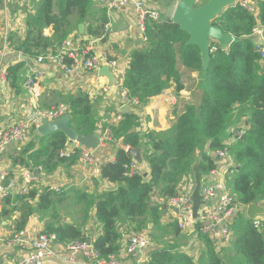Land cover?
<instances>
[{
	"label": "trees",
	"instance_id": "1",
	"mask_svg": "<svg viewBox=\"0 0 264 264\" xmlns=\"http://www.w3.org/2000/svg\"><path fill=\"white\" fill-rule=\"evenodd\" d=\"M207 1L203 0L202 4ZM253 5L257 16L236 3L216 17L213 23L232 35L234 41L228 46L212 42L206 69L199 47L186 45L188 33L173 22L168 6L167 13L163 12L159 20H147L146 39L140 48L130 53L122 90L140 103L171 85L178 92L188 87L194 97L176 112L172 132L143 133L139 131V117L128 112L110 127L115 158L103 162L101 175L117 187L95 198L79 194L85 203L86 215L95 205V220L101 232L91 240L101 259L118 257L125 234L164 226L162 214L169 200L178 193L181 182L193 173L196 162H200L202 175L215 167L211 152L225 147L223 141L233 123L242 121V125L247 123V126L243 136L231 146L237 168L228 180L229 189L241 205L264 202V63L253 36L257 26L264 30V0H256ZM91 7V0H42L37 14L28 18L26 38L15 49L36 59L55 54L76 26L72 24L71 15L77 12L78 23H81ZM107 22L108 18L104 17L102 25L89 29V34L96 38L103 36ZM49 26L54 27V34L47 37L43 31ZM71 61L64 56L65 64ZM18 71L19 66L9 69L13 85ZM93 101L86 93L66 100L70 125L78 134L88 135L98 128ZM68 142L61 131L44 136L41 145L27 156L30 166H41L45 173L52 174L67 161L75 163L80 149L75 147L72 152H66ZM117 142H121V146ZM128 147L140 149L143 161L148 164V173L141 170L130 173L134 158L127 152ZM63 152L69 155H62ZM198 152L200 159L196 158ZM65 198L66 192L33 182L27 193L9 194L4 198L0 217L11 218L20 212L14 220V234L25 231L32 214L38 213L46 221L42 232L55 234L59 243L90 239L81 225L58 221V204ZM231 225L235 236L225 256L221 254L224 252L221 242L203 232L199 224L197 234L204 246L199 260L188 252L178 251L179 242L174 240L150 246V259L145 264H264V229L242 212L236 214ZM173 229L176 236L184 232L177 222Z\"/></svg>",
	"mask_w": 264,
	"mask_h": 264
},
{
	"label": "crops",
	"instance_id": "2",
	"mask_svg": "<svg viewBox=\"0 0 264 264\" xmlns=\"http://www.w3.org/2000/svg\"><path fill=\"white\" fill-rule=\"evenodd\" d=\"M92 9L89 10L87 18L78 23V14L75 12L71 15L72 24L76 25L69 36L58 46L55 54H48L52 58L38 61L35 57H29L30 61L20 59L21 52L7 49L4 45L10 42L13 48L24 41L28 30V18L36 15L42 0H1L0 1V47L5 48L6 54L0 66V125L12 126L16 123L28 119L30 113L36 110L48 109L51 107H63L68 111V100L71 96H78L81 93L88 94L94 99L98 115V128L95 132L99 133L104 128H110L121 120L124 104L121 102V85L124 80L125 70L129 63L130 53L143 45V35L139 28L136 14V5L134 3L120 10L108 9L105 0H91ZM147 6L154 9H163L159 0H141ZM199 0H197L198 2ZM256 1V0H253ZM169 2V0L167 1ZM175 0L168 4L171 7L172 14L175 8ZM164 10V9H163ZM104 17L108 18L110 29L108 35L103 38H96L89 34V29L95 30L104 22ZM83 24V31L79 29V25ZM90 27V28H89ZM44 35L50 37L54 34V27L49 26L44 29ZM258 42L259 37L254 36ZM87 49L89 52L97 54H106L110 59L116 62V67L111 68L115 74V85L111 86L109 80L101 76L98 70H76L66 73L60 68V59L56 56H67L70 52H80ZM51 51V52H55ZM104 65V64H103ZM19 66V71L15 85L13 78L9 74V69ZM38 72L41 76L36 83L31 86L26 85V79L34 72ZM194 76L196 74L194 73ZM107 87V89H105ZM194 96L192 91L186 87L178 92L171 85L161 94L152 97L145 103L126 105L131 112L139 117V131L146 133L156 131L161 133L172 132L176 120V112L180 110L181 105L185 101L192 100ZM37 128H33L29 137L20 143H10L0 153V173L8 172L5 182L0 181V187L6 185L12 180L16 183L15 192L20 191L23 187V176L27 169H33L27 159L28 154L38 148L43 142ZM121 146V142H117ZM76 147L73 142H68L66 152H72ZM208 153L209 147L205 148ZM116 148L111 145L101 147L96 151L98 163H86L80 160L75 163L70 161L58 166L52 173L47 174L42 170L43 178H37L36 183L46 185L61 192H66L67 199L71 201L70 211H61L58 221L77 223L82 226L90 239L97 237L101 228L95 220V205L90 209L88 215H84V211H80L85 203L79 194L86 193L90 197L115 190L117 184L111 183L104 179L101 175V166L103 161L110 162L115 158ZM198 154V153H197ZM138 169L143 172H149L147 162H138ZM186 180V179H185ZM190 183L181 182V189L188 190ZM14 195L16 193H13ZM81 203V204H79ZM264 205V202H262ZM35 205V203H32ZM168 206V205H167ZM80 207L78 211L74 208ZM165 214V215H164ZM177 211L170 210L168 207L163 212L161 222L166 224L177 221ZM246 215V213H245ZM20 216V212H16L11 218L0 217V264H22L23 258L30 249L29 241L32 237L45 230V220L40 214H32L25 231H23V243H11L8 241L13 239L14 220ZM247 217V215H246ZM82 218L81 220H79ZM85 218V220H84ZM235 217L229 218L231 224ZM248 218V217H247ZM264 221V215L257 217ZM76 220V221H75ZM48 221V220H47ZM231 230V229H230ZM192 229L181 233L182 236H188L181 247L188 246L190 254L199 260L202 254L203 244L200 239L191 233ZM129 236L124 237L121 241V249L118 258L121 264H145L149 261L150 248L139 249L135 253H129L127 246ZM223 245H221V248ZM85 258L80 252L69 250L65 244L58 245L55 256L44 264H86Z\"/></svg>",
	"mask_w": 264,
	"mask_h": 264
},
{
	"label": "built area",
	"instance_id": "3",
	"mask_svg": "<svg viewBox=\"0 0 264 264\" xmlns=\"http://www.w3.org/2000/svg\"><path fill=\"white\" fill-rule=\"evenodd\" d=\"M108 9L120 10L124 7L134 3L136 5V14L139 23V28L142 33L143 40L145 37V29L147 20L157 21L161 18V14L164 12L163 9H154L147 6L141 0H105ZM245 8L249 9L253 14L257 16V10L255 9L253 0H238ZM110 22L108 21L104 26V34L99 37L103 38L108 35L110 29ZM253 36H258L257 50L260 52L263 63H264V30L257 26L253 30ZM9 50L17 51L13 48L10 42H6L4 45ZM214 50V48H212ZM6 50L0 47V66L3 62ZM72 59L71 63L65 64L63 62L64 57L56 56L60 59V68L66 73H70L76 70H98L103 64L109 65L111 68L116 67V62L110 59L106 54H97L89 52L84 49L78 53L70 52L67 55ZM53 56L47 55L45 57L40 56L37 58L38 61H43ZM41 76L37 71L33 75H29L26 79V85H34L37 79ZM107 89V87L105 88ZM121 102L124 105L129 104H140L137 98H131L127 95L126 91L121 88ZM67 109L63 107H51L43 110H36L30 113L27 120L16 123L12 126H1L0 125V153L10 143H20L25 141L33 128H38L45 120L53 121L54 119L61 117L67 113ZM245 121V120H244ZM243 121V122H244ZM245 126V125H244ZM242 121L233 123L229 128V135L223 141L225 147L211 152V156L215 161V167L202 175V189L201 195L204 201L202 204L199 217L195 219L192 215V202L190 195L192 189L178 191L176 196L169 200L168 207L170 210H176L177 224L182 231L192 229L191 233H194L198 237L197 227L200 224L201 230L205 233H209L218 243L221 240L228 238L230 232L229 220L230 215H235L238 212L245 211L247 205H241L237 202L236 198L232 195L228 180L234 175L237 163L231 153V146L243 136L244 130ZM246 128V126H245ZM243 130V132L241 131ZM101 146L111 145L114 142V136L111 128H104L98 133ZM76 148L80 149V160L86 163H98L99 159L96 156V151L86 149L80 144L75 143ZM62 155H69L63 152ZM105 162V161H103ZM138 162L134 160L130 165L131 172H139ZM42 172V167H36ZM34 169H27L23 176V187L20 191L15 192L16 183L12 180L8 181L6 185L0 187V211L3 207L4 198L13 193H27L33 186V182L36 181L37 177L34 174ZM8 177V172L3 171L0 173V181L5 182ZM259 204L263 205L262 202ZM264 206V205H263ZM260 216V215H259ZM258 217V216H257ZM253 219L254 224L257 227L263 228L264 221L258 218ZM129 236V243L127 251L129 253H135L139 249L150 248L151 237L150 232L146 229L139 231H133L131 234H125ZM23 232L14 235L13 239L8 241L11 243H23ZM30 249L23 258L22 264H44L45 261L50 260L55 256L57 246L62 245L56 240V236L53 233L40 232L36 236L32 237L29 241ZM66 247L73 252H80L83 254L86 264H121L119 258L116 256H110L104 259L99 257L92 240L88 239L85 241H76L65 244ZM185 252H188L190 248L185 246L182 248ZM190 252V251H189ZM188 252V253H189ZM190 254V253H189Z\"/></svg>",
	"mask_w": 264,
	"mask_h": 264
},
{
	"label": "water",
	"instance_id": "4",
	"mask_svg": "<svg viewBox=\"0 0 264 264\" xmlns=\"http://www.w3.org/2000/svg\"><path fill=\"white\" fill-rule=\"evenodd\" d=\"M238 0H208L202 5L197 4V0H179L174 8L172 20L178 24L183 31L188 33L189 39L186 45H196L199 47L203 60V68L206 69L211 55V44L217 42L219 45L228 46L234 41V37L225 33L221 26L213 22L228 7L235 5ZM84 25L80 24L79 29L83 31ZM105 40V37L103 38ZM20 59L30 61L25 54H20ZM99 74L109 80L111 86L115 85V74L107 64L99 68ZM125 112L131 110L124 105L122 108ZM71 115L65 113L53 121L45 120L38 128V132L47 136L53 132H63L70 142L78 143L82 147L91 150H99L102 146L97 132L88 135L78 134L70 125ZM127 152L133 156L137 162L142 161L140 149L128 147ZM200 162L193 165L194 187L190 195L192 202V215L195 219L199 217V212L204 201L201 195L202 173L200 171ZM37 178H43L39 169H34ZM246 215L249 219H255L259 215H264V206L259 203H250L247 205Z\"/></svg>",
	"mask_w": 264,
	"mask_h": 264
},
{
	"label": "rangeland",
	"instance_id": "5",
	"mask_svg": "<svg viewBox=\"0 0 264 264\" xmlns=\"http://www.w3.org/2000/svg\"><path fill=\"white\" fill-rule=\"evenodd\" d=\"M159 1L161 2L162 8L164 9L163 11L164 12L166 11V13H167V10H165V9L168 6L167 3H166L168 0H159ZM202 1L203 0H199L197 2V4L199 6L202 5ZM168 11L169 12L171 11V7L168 9ZM245 126H247V123H245ZM245 126L243 127L244 131H245ZM243 130H241V131L243 132ZM200 155L201 154L198 152V154H196V158L200 159ZM184 182H185V184L190 183V190L191 189L193 190V187H194L193 173H190L188 175V178H186V180H184ZM69 200L70 199H67V196H66L65 200L58 204V211H59L60 214H61V211H66L67 212V211L71 210V208L65 207V205H70L71 204V201H69ZM79 204H81V203H79ZM79 209H80V207H76V208H74V211H78ZM84 210H85V206L82 207L80 211H84ZM242 213H244V215H245V211H242ZM84 215H85V213L83 214L82 217H84ZM231 217H236V214L229 216V218H231ZM245 217H246V215H245ZM81 219L82 218H80L79 220H81ZM163 225L164 226L159 228V229H151V230L149 229L148 230V232H150V237H151V247H155V246L162 245V244H165V243H170V242H173L174 240H176L177 242H179V245H180V248L178 249V251L185 252V250L182 249L183 246L181 247L182 243H185V241H181V240L188 239V236H182V235L176 236V235H174V229H173L174 223L173 222H171L170 224H166L165 221H164ZM260 229H264V226H263V228H260ZM234 236H235V233L231 229L230 232H229L228 238L220 241L221 244L223 245V247L221 248V251H222V249H224V252H222L221 254L224 253L223 254L224 256H225V252H227V250H228L227 248L230 246V243L233 241V237ZM203 249H204V246H203ZM203 249H201V250H203ZM189 255L195 257L192 254H189Z\"/></svg>",
	"mask_w": 264,
	"mask_h": 264
}]
</instances>
